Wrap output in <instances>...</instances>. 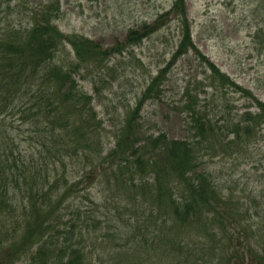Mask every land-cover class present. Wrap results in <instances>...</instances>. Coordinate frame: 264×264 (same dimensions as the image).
<instances>
[{
    "label": "trees",
    "instance_id": "obj_1",
    "mask_svg": "<svg viewBox=\"0 0 264 264\" xmlns=\"http://www.w3.org/2000/svg\"><path fill=\"white\" fill-rule=\"evenodd\" d=\"M2 5L0 0V207L11 206L9 197L15 195L11 197L10 188L14 187L23 201L30 200L31 208L26 212L29 217L20 237L6 242L0 231V264H15L28 253L26 264H94L84 247L51 248L44 239L51 228L59 227L53 220L61 218L70 188L67 156H86L92 164L90 173L96 168L101 175L110 170L121 178V185L130 182L127 185L132 188V197L126 207L131 204L141 210L136 221L139 226L121 249L111 253V264H152L158 256L162 260L165 255L172 258L170 264H195L189 256L184 260L183 249L194 251L199 244V260L203 263L197 260L196 264H204L203 249L207 248L211 251L207 264L216 259H226L224 263L228 264H264V223H245L243 233L248 229L247 233L236 237L234 229L238 226L229 220L237 211L235 205L228 202L211 171L200 168L205 155L237 153L259 137L264 124V100L199 50L186 0H175L171 9L154 22L130 29L124 41L106 47L59 27L60 0H43L31 8L26 25L11 21L1 24L14 9L11 4L6 9ZM171 15L180 27L178 47L124 118L115 134V145L101 157L102 140L95 129L100 123L96 122L92 96L80 87L77 73L91 70L92 64L101 67L114 54L141 43L169 23ZM263 35L260 31L255 35L259 44H264ZM68 43L74 59L62 54ZM191 52L202 58L205 69L201 80L192 78L183 88L187 136L173 138L166 132L144 136L139 121L143 105L161 96L174 64ZM237 93L246 99V110L241 113L234 111L236 106L230 100ZM5 116L15 117L12 122L19 119L20 124L28 123V129L34 127L40 134L20 137L23 131L19 124L10 126ZM23 141L32 147L42 144L38 159L27 152L28 148L25 152ZM105 163L110 167H97ZM59 165L62 173L57 170ZM200 224L204 228L201 231L214 237L209 242L186 237ZM223 240L226 243L221 246ZM224 246L230 249L229 257L223 256Z\"/></svg>",
    "mask_w": 264,
    "mask_h": 264
},
{
    "label": "rangeland",
    "instance_id": "obj_2",
    "mask_svg": "<svg viewBox=\"0 0 264 264\" xmlns=\"http://www.w3.org/2000/svg\"><path fill=\"white\" fill-rule=\"evenodd\" d=\"M1 1L3 9L9 4L14 7L12 15L8 19L6 16L1 24L11 21L16 25H26L30 9L43 0ZM174 1L60 0L62 12L57 23L66 33L83 34L106 47L118 40L124 41L130 29L154 22L160 14L171 9ZM186 5L193 39L199 50L218 64L222 71L253 89L264 100V47H261L264 44H259L255 36L257 31L264 33V0H186ZM169 18V23L144 38L141 43L114 54L103 66L92 64L91 70L83 69L77 73L80 87L92 96L96 122L100 123L95 129L102 140L101 157H105L115 145V134L120 130L124 118L136 107L147 85L168 63L178 47L180 27L173 15ZM66 50L62 54L74 59L69 43ZM204 69L205 63L194 52L181 57L174 64L161 96L148 99L140 111L139 121L144 136L160 132H166L173 138L187 136L186 112L182 107L183 88L192 78L201 80ZM230 100L236 106L234 111L241 113L246 110V99L239 93L232 94ZM209 101L212 106V96ZM6 118L11 122L10 126L19 124L23 131L20 137L36 136L38 131L34 127L28 129V123L20 124L19 119L12 122L11 119L15 118L12 116ZM16 133L18 130L14 131ZM21 147L25 152L28 148L27 152L33 153L37 159V154L43 148L41 143L32 147L28 141H23ZM67 158L66 175L70 188L60 210L61 218L53 220V224L59 227L51 228L44 239L51 248L82 246L89 252V259L94 264H111V253L117 248L121 249L136 226H139L136 221L141 210L137 211L131 204L126 207V201L132 197V188L127 185L130 182L121 185V178L112 175L110 170L101 175L96 168L90 173L92 164L86 156ZM109 165L105 163L103 167H97L105 170ZM50 167H53L52 163ZM200 168L211 171L218 187L227 194L228 202L235 205L237 211L229 220L238 226L234 229L236 237H243L247 233L248 229L243 233L245 223L252 226L258 220L264 223V124L259 137L245 150L233 154H207ZM57 170L62 173L63 167L59 165ZM10 195H15L12 199L9 197L11 206L0 207V231L6 242L23 234L25 219L29 217L26 212L31 208L30 200L26 198L23 201L21 193L14 187L10 188ZM247 207L250 209L247 210ZM129 208H133L132 211ZM133 211H137L136 214ZM201 224L198 229L188 232L186 237L190 241L209 242L214 238L205 230L201 231L204 229ZM225 243L223 240L220 245ZM199 246H195L194 251L184 248V260L189 256L190 260L194 258L192 261L195 264L197 260L203 263V260H199L202 254ZM223 250V256L229 257L230 249L224 246ZM203 251L206 257L211 252L208 248ZM206 257L204 264H207ZM29 258V253L24 254L15 264H26ZM157 258L152 264L173 263L168 255L163 256L162 260H159V256ZM224 261L226 259H216L210 264H228Z\"/></svg>",
    "mask_w": 264,
    "mask_h": 264
}]
</instances>
